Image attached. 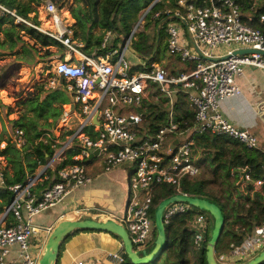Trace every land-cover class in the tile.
<instances>
[{
	"label": "built area",
	"instance_id": "1",
	"mask_svg": "<svg viewBox=\"0 0 264 264\" xmlns=\"http://www.w3.org/2000/svg\"><path fill=\"white\" fill-rule=\"evenodd\" d=\"M147 13L131 31L121 49L108 43L112 31H107L100 50L104 55H87L83 45L75 38L74 22L68 13L52 0H38L43 18L29 14L30 20L1 8L13 16L17 24H23L58 43V54L51 60L52 77L45 88H62L70 102L62 105L63 117L59 133L48 140L52 155L45 165H39L33 175L23 183L6 185L3 168L0 167V188L12 195V200L0 214V264H36L51 226H39L35 218L59 204L74 192L92 182L88 165L102 158L101 174L109 175L122 167L127 169L129 198L125 214L120 220L112 219L127 231L134 251H141L153 241V222L150 212L155 191L167 186L175 194L183 193L181 182L199 176L198 149L194 137L207 134L237 142L246 150H261L258 139L246 130L230 123L221 113L220 102L242 94L236 78L245 69L264 72V31L251 26L254 17L243 12L237 0H196L188 3L179 0L175 9L164 8L152 16L161 23L166 34L167 52L181 64H195L194 70L169 75L158 65L135 71L127 60L129 46L135 40L140 24ZM63 13V14H62ZM35 18L36 22L33 21ZM264 23V15L258 19ZM157 29V27H156ZM195 47L208 58L199 56ZM221 55H215L216 50ZM240 50H253L239 54ZM150 86L165 97L168 108L167 124L156 132L146 127L143 119V104ZM181 92L195 110L192 127L180 130L174 122V94ZM66 107V109H64ZM125 110L126 112H122ZM18 150L30 145L25 133L19 128L12 130L8 139ZM174 141H177L174 144ZM6 141L0 142L4 149ZM75 154L72 165L60 167L67 160V152ZM97 151L96 155L93 152ZM51 171L58 182L45 188L42 183ZM247 169H239V189L246 193L248 185L257 191L264 187V180H252ZM231 171V176H235ZM252 191V192H253ZM186 203L168 205L163 213L164 225H169L178 215L192 214L188 228L194 233L193 244L199 249L205 242L208 228L204 212H190ZM96 219V218H95ZM104 219V220H106ZM253 236L264 241V221L255 226ZM73 264H98L96 259H75ZM122 264V263H121Z\"/></svg>",
	"mask_w": 264,
	"mask_h": 264
},
{
	"label": "trees",
	"instance_id": "2",
	"mask_svg": "<svg viewBox=\"0 0 264 264\" xmlns=\"http://www.w3.org/2000/svg\"><path fill=\"white\" fill-rule=\"evenodd\" d=\"M66 0H52L55 5ZM75 0V7L70 13L75 20L74 30L75 38H79L86 45L82 51L95 56L104 55L108 48L100 50L103 35H94V29H100L103 33L113 31L117 36L128 37L132 31V22H135L140 9L129 8V0ZM154 0H147V7ZM179 0H160L155 3L147 14V22L144 30L140 32L136 39L132 41L131 47L143 59L144 66L149 69L152 65L159 63V51L167 52L166 34L162 27L159 31V39L156 53L150 60H146L152 55L157 39L156 27L159 20L153 22V33L149 31L152 23V16L155 12L166 9H175ZM188 3L196 0H186ZM241 10L253 15L254 20L251 26L255 29L264 31V23L260 24L258 19L264 15V5L257 9L250 0H237ZM35 6H38V0H0V56L5 51L9 55L26 56L36 55L41 50L47 57H53L54 54L49 50L52 47L58 48V43L49 37L27 27L23 24H17L13 16L9 15L1 8L14 12L15 15L30 20L28 15L35 13ZM117 11L115 12V10ZM36 22L35 18L33 19ZM77 29L81 31V37H78ZM26 38L28 41H25ZM14 51L15 49H17ZM20 50V51H19ZM195 64L187 65L188 70H194ZM7 67L3 68L0 77L5 76ZM140 70H145L139 66ZM175 75V73H173ZM163 102H166L162 96ZM70 102L69 95L62 89L47 91L42 85L37 86L32 92L27 94L25 100L19 101L18 106H23L25 111L17 118L12 120L13 128H19L24 131L25 136L30 143L24 150L16 149L9 140L6 141L4 149H0V157H3L10 165L12 173L4 170L6 185L23 183L26 177L33 175L39 165H45L52 155V149L48 143L39 142L40 138L48 140L54 137V130L63 117L62 105ZM2 106V105H1ZM5 108L10 109L9 106ZM174 122L178 124L180 130L192 127L194 123L195 110L191 105L188 95L181 92L174 94ZM145 126L151 132L167 124L168 108L161 105L148 104L146 112H142ZM3 141L0 139V142ZM197 149L201 153L197 165L205 169L209 179L196 177L191 180L183 179L181 182L182 191L185 194L205 197L219 204L225 215V235L232 238L233 247H239L246 233H253L254 227L264 221V190L253 191V187L248 185L246 193L240 191L239 169H247L252 180H264V153L261 150L249 151L230 139L216 137L207 134L194 137ZM75 151L67 152V160L60 167L72 165L71 160ZM235 176H231V171ZM48 179L44 181L41 187L57 183L59 180L51 171L47 172ZM253 191V192H252ZM175 192L167 186L158 188L152 198V209L150 212L151 220H154V208L164 198L174 195ZM12 195L5 189L0 188V214L4 208L9 205ZM192 218L191 213L175 216L169 225H166L168 258L173 259L170 264H189L187 255L196 256V264H206V244L209 239L211 222L207 217L208 228L205 235V242L199 249L193 244V232L188 228L187 223ZM51 226V225H49ZM90 231H77L68 236L61 244L57 262L60 264L61 254L67 241L79 233H89ZM100 233V232H99ZM109 234V233H106ZM239 234L241 235L239 237ZM111 235L117 241H121L114 235ZM152 238H155L153 227ZM220 243V240L218 244ZM218 244L215 252L218 251ZM250 247V246H248ZM228 254H232L228 250ZM122 264H131L124 250L122 249ZM264 264V262L262 263Z\"/></svg>",
	"mask_w": 264,
	"mask_h": 264
},
{
	"label": "crops",
	"instance_id": "3",
	"mask_svg": "<svg viewBox=\"0 0 264 264\" xmlns=\"http://www.w3.org/2000/svg\"><path fill=\"white\" fill-rule=\"evenodd\" d=\"M72 20L75 23L73 18ZM153 22L152 20L150 28L153 27ZM76 39L84 48L86 43L79 38ZM120 40L124 43L122 39ZM16 50H18V48L14 51ZM3 54H9V51H5ZM94 54L95 52H92L91 55ZM1 57L2 56H0V58ZM137 57L139 58V56ZM15 60L16 59L11 63L8 61L7 64H1L0 74L3 73L4 67H7L4 73L5 75H7L9 70L14 68L13 66L18 67V64L14 63ZM172 61L174 65L179 63L177 58L171 56L167 61L160 60V62L155 65H158L163 70H167V68L170 67V65L169 67L167 66L168 63L171 64ZM140 64H144L143 60H140ZM177 72L181 71L176 68L170 71L169 74L172 73L174 76L173 73L176 74ZM236 83L242 89V94L221 101V113L234 126L248 132L249 130H257L264 136V121L258 114L259 105L264 103V72L253 68H247L242 76L236 78ZM259 143L261 151L264 153V142L259 141ZM96 163L97 162L91 164V167L97 168L96 172H93V170L91 171V167L88 170L89 177L93 179L92 182L84 187L78 188L73 196L66 198L61 204L38 215L35 218V223L37 225H51L53 228L55 224L60 219L66 217L69 212L71 214H78L77 219L84 215H89L92 218L98 219L99 215L94 212L97 207L104 208L106 212L104 214L108 215L104 219L111 218L110 216H115L119 219L123 217L129 198V191L126 183L127 169L126 167H122L109 175H103L101 174L100 165L95 166ZM262 190H264V187L257 191L262 192ZM240 236L239 234V237ZM227 249L231 250L232 254H228ZM263 249L264 241L258 242L257 238H255L252 233H246L244 235L243 241L238 248L233 247L231 236L225 235L218 244V251L217 253L215 252V259L220 264H243L253 259ZM75 259H96L98 264H121L122 245L119 241L106 233H79L71 237L65 244L60 258V264H73V260ZM187 259L189 260V264L197 263L196 256L193 254L189 253Z\"/></svg>",
	"mask_w": 264,
	"mask_h": 264
},
{
	"label": "rangeland",
	"instance_id": "4",
	"mask_svg": "<svg viewBox=\"0 0 264 264\" xmlns=\"http://www.w3.org/2000/svg\"><path fill=\"white\" fill-rule=\"evenodd\" d=\"M74 2L75 0H66L64 2L59 3V5L57 6L63 9L62 11L64 14L68 13L70 17L71 15L70 11L71 9H74L75 7ZM250 2L256 9L259 6L264 5V0H250ZM147 3H148L147 0H132L131 1L130 3L131 5L129 6V8L140 9V12L137 15V19L135 20V22H132L133 24L132 30L134 29L136 24L139 22V20L142 19V16L145 13H147V9L149 7V6L147 7ZM34 8H35L36 15H38L39 18H43L44 16L43 11L38 6H35ZM147 18L148 16H146L144 23L140 24L138 31L135 35V39H136V36L144 30V26L147 22L146 21ZM149 31L153 33V27L149 28ZM93 33L94 35H103V37L105 34L100 29H94ZM77 34H78V37H81V31H79L78 29H77ZM24 39L25 41H28L26 38ZM122 44H123L122 41L114 33L109 40L108 47L112 46L116 49H121ZM49 51L54 54L53 57L45 56L44 50H41L36 55H32V57L26 56L22 58V55L14 56V55L6 54L0 58V65L3 63L7 64L8 61H10L9 63H11L14 59H16L14 63L18 64L17 65L18 67L13 66L14 68L9 70L7 75H5L4 77H0V139L4 141H8L12 133V130L14 129L12 126V120L17 119L25 111L23 106L17 105L19 101H21V99L25 100L27 98V94L32 92L37 86H40V85H42L45 90L51 91L45 88V84L47 80L52 77L51 66H50L51 60L52 58L56 57L59 51H58V48L56 47L50 48ZM214 54L221 55L222 50L221 49L216 50ZM170 57L171 56L168 54V52H165L164 50L160 49L159 51L160 60L167 61ZM127 60L129 61L130 66H132V68L135 71H140L139 65H140V60H143L142 58H138L137 56L130 53L129 55H127ZM173 65H174L173 61L171 62V64L168 63L167 66L169 68H167V70L165 69V71H167L168 74L170 71L176 68H178V70L180 71L188 70L187 68L188 64L177 63L176 65L174 66ZM183 72H187V71H183ZM169 75H172V73H170ZM148 104L161 105L162 107H165V102H163L162 96L153 86H150L146 94V98L143 104V112H146V110L148 109ZM6 106H9L10 109L5 108ZM64 109H66V107H64ZM122 112H126V111L123 110ZM61 128H62V124L59 123L57 127L55 128L54 132L59 133ZM249 132L252 133L259 141L264 142V136L261 133H259L257 130L255 131L249 130ZM197 157L199 159L201 157V153L199 151L197 153ZM96 162L97 163L95 166L100 165V168L102 170V158L96 159ZM91 164L92 163L88 165V170L92 166ZM0 167L3 168V171L5 170L7 173L11 174L12 171H11L10 165H8L7 161L3 157H0ZM90 169L91 171L93 170V172L97 171V168L91 167ZM198 177L199 178L204 177L206 179H209V175L207 174L205 169H201ZM196 211L197 210L195 208L193 207L190 208V212L195 213ZM94 212L99 215L97 220H104V218L108 216L107 214H104L106 212L103 207L102 208L97 207ZM77 217H78V214H75V213L71 214L69 212L67 213L65 219L73 220V219H77ZM110 217L115 220H120L118 217H115V216H110ZM224 236H225V230L222 233L220 241L222 240V237ZM167 254H168L167 251H164L162 255L160 256V258L155 263H152V264H170L169 258L172 260L173 256L170 255V257L168 258Z\"/></svg>",
	"mask_w": 264,
	"mask_h": 264
},
{
	"label": "water",
	"instance_id": "5",
	"mask_svg": "<svg viewBox=\"0 0 264 264\" xmlns=\"http://www.w3.org/2000/svg\"><path fill=\"white\" fill-rule=\"evenodd\" d=\"M122 2L119 1V4ZM117 9L115 10V12ZM159 22L157 24V39L155 42V47L152 51V55L146 60H150L156 53V48L159 39L160 31ZM131 36V33L128 37L123 38L124 41L128 40ZM197 53L201 58L206 61H218L222 58H208L205 57L201 51L195 47ZM129 51L135 56L138 54L129 46ZM253 50H240L237 53L239 54H249L253 53ZM264 54V53H263ZM258 114L261 116V119L264 121V103H261L258 107ZM177 141H174V144ZM97 151L93 152V155H96ZM248 171L242 174L246 175ZM174 203H186L189 206L195 208L198 211L204 212L211 222V229L209 239L206 244V254L205 261L206 264H220L215 259V249L217 244L222 236V233L225 228V215L222 211V208L215 201L205 198V197H196L192 195H181L174 194L167 198L162 199L154 208V220L153 227L155 231V238L149 247L141 251H134L130 239L128 237L127 231L123 226L118 224L112 219L106 220H97L92 218L89 215H84L79 219H60L55 226L52 228L48 237L45 240V243L40 251V254L37 259L36 264H55L58 259L59 250L62 242L71 234L77 231H90V232H100V233H109L116 236L122 245L124 254L126 255L128 261L131 264H152L155 263L162 253L166 250L167 246V234L166 228L163 222V213L165 208ZM264 262V249L253 259L243 263V264H262Z\"/></svg>",
	"mask_w": 264,
	"mask_h": 264
},
{
	"label": "bare ground",
	"instance_id": "6",
	"mask_svg": "<svg viewBox=\"0 0 264 264\" xmlns=\"http://www.w3.org/2000/svg\"><path fill=\"white\" fill-rule=\"evenodd\" d=\"M65 218V217H64Z\"/></svg>",
	"mask_w": 264,
	"mask_h": 264
}]
</instances>
